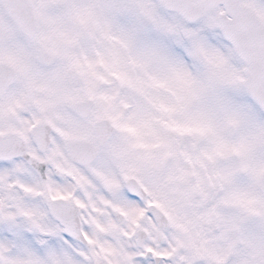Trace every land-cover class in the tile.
I'll return each mask as SVG.
<instances>
[{"label": "snow or ice", "instance_id": "6c2138e0", "mask_svg": "<svg viewBox=\"0 0 264 264\" xmlns=\"http://www.w3.org/2000/svg\"><path fill=\"white\" fill-rule=\"evenodd\" d=\"M0 264H264V0H0Z\"/></svg>", "mask_w": 264, "mask_h": 264}]
</instances>
